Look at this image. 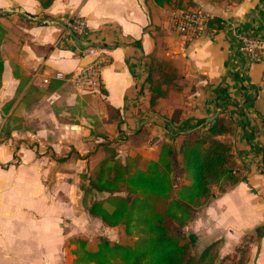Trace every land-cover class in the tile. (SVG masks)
Listing matches in <instances>:
<instances>
[{"label": "crops", "instance_id": "obj_1", "mask_svg": "<svg viewBox=\"0 0 264 264\" xmlns=\"http://www.w3.org/2000/svg\"><path fill=\"white\" fill-rule=\"evenodd\" d=\"M177 1L159 6L153 0H54L42 8L38 0H0L6 32L0 46V130L11 113L20 124L8 138L0 137V264H65L60 221L70 210L55 206V176L40 170L31 142L54 133L51 127H59L60 119L67 132L91 133L94 127H85L79 114L84 103L89 119L109 134L122 158L139 154L155 160L163 141L209 125L216 112L232 118L235 130L228 141L245 165L243 179L212 196L183 231L196 236L197 254L219 240L218 257L234 261L243 237L261 227L262 235L245 248L243 264H264V60L251 61L238 39L241 33L264 37V0H182L184 7L207 9L225 20L223 28H209L193 40L166 28L168 14L179 9ZM75 14L87 20L83 35L65 26ZM90 46L108 57L97 89L79 91L53 78L57 71L70 74L88 64ZM149 57L184 80L180 99L159 98L149 106ZM44 77L50 78L46 86ZM20 82L24 89L4 114L2 106L16 95ZM52 82L60 83L49 90ZM108 106L120 113L121 123L106 121ZM175 109L181 114L171 123ZM49 145L58 153L60 146ZM76 161L86 165L84 159Z\"/></svg>", "mask_w": 264, "mask_h": 264}, {"label": "trees", "instance_id": "obj_2", "mask_svg": "<svg viewBox=\"0 0 264 264\" xmlns=\"http://www.w3.org/2000/svg\"><path fill=\"white\" fill-rule=\"evenodd\" d=\"M42 8L49 7L54 0H38ZM156 5L170 4L172 0H153ZM226 4L242 0H217ZM182 0L174 2L175 8L182 6ZM225 20L215 16L209 21L210 29H221ZM0 24V46L5 38ZM150 58V57H149ZM150 58L148 91L149 106L153 107L159 98H164L168 87L175 85L178 74L172 70L164 72L162 66L154 65ZM159 68V70H158ZM3 59L0 51V85ZM181 77V76H180ZM60 82H52L53 90ZM24 89L20 82L16 95L2 106L8 113L13 107L17 94ZM105 89L100 87V92ZM40 94V92L38 91ZM39 97V96H38ZM36 97L34 101L38 99ZM107 122H122L120 113L107 107ZM181 109H175L169 120L175 123ZM177 115V116H176ZM180 117V116H179ZM17 118L11 113L0 130L1 138H8ZM235 130L232 118L219 114L209 125L196 127L178 134L179 140H165L160 144L158 157L141 165L139 154L120 157L107 140L105 132L97 135L103 139L105 157L97 163V169L90 175L81 174L86 183L80 184L81 205L86 213L99 218L105 225L121 227L124 234L136 236L131 243L112 241L101 237L93 248L87 247L86 240L75 238V264H243L246 247L258 239L263 229L257 227L254 233L243 237L235 248L237 260L230 256L218 257L220 241L206 245L196 256V236L183 231L198 210L216 193H224L243 179L245 165L236 158L233 146L225 137ZM66 157L61 158V160ZM60 160V159H59ZM182 179L178 182V179Z\"/></svg>", "mask_w": 264, "mask_h": 264}, {"label": "rangeland", "instance_id": "obj_3", "mask_svg": "<svg viewBox=\"0 0 264 264\" xmlns=\"http://www.w3.org/2000/svg\"><path fill=\"white\" fill-rule=\"evenodd\" d=\"M156 59L157 58L153 61V64L155 66L159 65L158 67L160 68V61ZM176 82L177 84L172 82L175 85L168 87V92L165 97H169L165 101L168 102L169 100L180 99L181 96H183L181 92L184 86L180 84L184 83V80L178 78ZM86 110H88V104L84 103L83 106L79 108V114H83L85 117V119L82 120L85 127H88V124L94 127L93 129L90 127V130H92L91 133L85 129L72 133H70V131L67 132L68 130H63V127H61V122L63 120L60 119L58 125H61L59 127L49 126L51 129L53 128L52 131L54 133L39 135L38 141L31 142L35 143L33 145L36 146V155L40 159V170L53 177L55 176V181H53L54 185L52 187L55 195V206L59 207V210H70L69 215L60 221L65 236V264H75V255L71 253V251L76 248V245L72 242L75 238L86 240L87 247L89 248L95 247L101 237L123 243H131L136 239L134 235L128 236L124 234L121 227L107 226L99 218L88 215L81 205L82 190L79 186L80 184L86 183V181L80 178L79 175L85 174V176H87L92 174L97 169L98 161L106 155L102 149L104 141L101 137L96 135V132H99L97 129L100 131L103 129L99 127L96 120L92 118L89 119V114L86 113ZM76 121L78 122V120ZM104 132L106 133L105 130ZM106 135L107 140H110L109 134ZM225 137L227 139L230 138L228 134H226ZM179 139L180 137H178L177 140ZM130 140L131 137L129 136V141ZM51 142H55L57 146H60L58 153H55L52 149L53 147L49 145ZM112 147L116 149L120 157H123V155L117 151L119 146L117 147L112 144ZM14 156L17 157L16 155ZM64 156L66 157L64 160L67 161L61 160ZM77 158L86 160V165L82 166L83 163H78L76 161ZM146 162L147 160H141V165L144 166ZM80 170L82 171L80 172ZM181 180L182 179L179 178L178 182ZM194 253L196 256L198 255L195 251Z\"/></svg>", "mask_w": 264, "mask_h": 264}, {"label": "built area", "instance_id": "obj_4", "mask_svg": "<svg viewBox=\"0 0 264 264\" xmlns=\"http://www.w3.org/2000/svg\"><path fill=\"white\" fill-rule=\"evenodd\" d=\"M214 14L203 8H180L168 14L166 28L170 33L178 34L185 40H193L209 29V21ZM65 26L75 36L83 35L88 30L87 20L84 16L75 14L65 21ZM241 49L253 61L264 60V37L250 33L239 35ZM86 54L92 57L91 61L80 67L77 71L65 74L57 71L53 78L66 81L79 91H92L101 83V68L108 62L104 53L98 52L96 47L90 46ZM50 78L44 77L42 85L46 86Z\"/></svg>", "mask_w": 264, "mask_h": 264}, {"label": "water", "instance_id": "obj_5", "mask_svg": "<svg viewBox=\"0 0 264 264\" xmlns=\"http://www.w3.org/2000/svg\"><path fill=\"white\" fill-rule=\"evenodd\" d=\"M217 116V112L215 113V115L214 116H212V117H210L208 120H213V119H215V117ZM205 124V123H204ZM201 126V125H200ZM200 126H198V127H200ZM203 126V125H202ZM184 133V132H183ZM216 264H219V261L216 263Z\"/></svg>", "mask_w": 264, "mask_h": 264}]
</instances>
